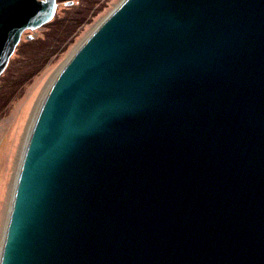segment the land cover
<instances>
[{"label": "water", "instance_id": "obj_1", "mask_svg": "<svg viewBox=\"0 0 264 264\" xmlns=\"http://www.w3.org/2000/svg\"><path fill=\"white\" fill-rule=\"evenodd\" d=\"M54 0H0V74ZM0 264H264V0H122L51 79Z\"/></svg>", "mask_w": 264, "mask_h": 264}, {"label": "rangeland", "instance_id": "obj_2", "mask_svg": "<svg viewBox=\"0 0 264 264\" xmlns=\"http://www.w3.org/2000/svg\"><path fill=\"white\" fill-rule=\"evenodd\" d=\"M121 1L55 0L53 16L22 32L0 74V251L9 217V187L19 170L16 162L32 113L70 54Z\"/></svg>", "mask_w": 264, "mask_h": 264}, {"label": "bare ground", "instance_id": "obj_3", "mask_svg": "<svg viewBox=\"0 0 264 264\" xmlns=\"http://www.w3.org/2000/svg\"><path fill=\"white\" fill-rule=\"evenodd\" d=\"M43 98H44V96H43ZM42 101H43V99L41 98L40 101L37 103V106H36V108L34 109V111H33V113H32V116H31V119H30V121H29V124H28V126H27L26 132H25V134H24V136H23L22 143H21V148H20V151H19V159H18L17 162H16V164H17L16 169H17L18 166H19V161H20V159H21L20 157H21L22 152H23L24 147H25V142H26V139H27L28 134H29V130H30V127H31V123L35 120L36 115H37V113H38V109L40 108V105L42 104ZM23 117H24V116H23ZM23 117H22V118H23ZM20 120H22V119H20ZM16 175H17V170H16V173H15L14 176H13L11 186L9 187V197H8V208H7V213H9V204H10L9 201H11V199H12V195H13V191H14L13 187H14L15 182H16ZM7 219H8V218H7ZM3 235H4V234L1 235L2 238H3ZM0 244H1V243H0Z\"/></svg>", "mask_w": 264, "mask_h": 264}]
</instances>
